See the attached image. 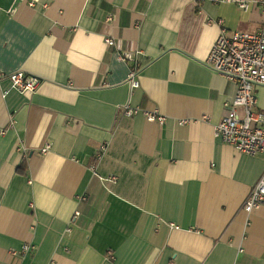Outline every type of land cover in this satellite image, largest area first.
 I'll return each instance as SVG.
<instances>
[{"label":"crops","instance_id":"0c3cea01","mask_svg":"<svg viewBox=\"0 0 264 264\" xmlns=\"http://www.w3.org/2000/svg\"><path fill=\"white\" fill-rule=\"evenodd\" d=\"M246 2L0 0V73L40 79L0 83V264H264V206L241 209L264 153L214 137L236 89L206 64L220 29L259 31Z\"/></svg>","mask_w":264,"mask_h":264},{"label":"built area","instance_id":"2783aa9c","mask_svg":"<svg viewBox=\"0 0 264 264\" xmlns=\"http://www.w3.org/2000/svg\"><path fill=\"white\" fill-rule=\"evenodd\" d=\"M210 1L233 3L240 9L245 11L248 9L246 0ZM257 3L264 18V0H257ZM105 43L108 46L114 45V41L109 38L105 40ZM118 58L123 62L132 61L129 53L118 54ZM206 64L213 72L232 82L236 89L233 100L225 105L224 116L214 128V137L251 157L264 153V112L257 108L256 99L257 89L264 86V21L259 31L254 34L237 31L227 35L224 29H220ZM4 81H8L11 88L20 94L35 92L40 84L38 77L24 72L9 75L0 73V83ZM128 82L130 89L139 86L135 70H130ZM122 114L127 118L142 115L146 121L156 122L159 125H163L165 121V117L156 111L148 112L128 105L122 108ZM48 149L49 145L45 146L41 153H46ZM103 151L104 147L101 148L98 158L102 156ZM109 179L115 180L113 177ZM262 206H264V172L250 188L241 209L246 214H250ZM74 215L77 216L78 213L75 212ZM31 251L32 246L24 244L19 251H12L11 255L23 258Z\"/></svg>","mask_w":264,"mask_h":264},{"label":"trees","instance_id":"16d2710c","mask_svg":"<svg viewBox=\"0 0 264 264\" xmlns=\"http://www.w3.org/2000/svg\"><path fill=\"white\" fill-rule=\"evenodd\" d=\"M22 168H23V164L20 165V167H18V170H22Z\"/></svg>","mask_w":264,"mask_h":264}]
</instances>
